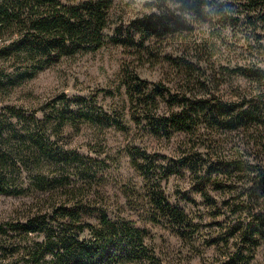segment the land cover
<instances>
[{
	"label": "rangeland",
	"instance_id": "374dc122",
	"mask_svg": "<svg viewBox=\"0 0 264 264\" xmlns=\"http://www.w3.org/2000/svg\"><path fill=\"white\" fill-rule=\"evenodd\" d=\"M163 1L113 0L101 48L64 56L33 74L21 57L0 58V73L18 76L0 88V110L9 107L36 111L41 117L51 113L53 107L62 109L65 101L71 100L75 118L67 119L63 126L53 123L51 137L59 149L67 151V163L42 161L39 165L56 188L67 189L56 201L96 204L106 209L111 218L132 221L147 231L149 244L162 264H232L241 246L231 234L232 220L225 213L239 202V193L250 179L257 178L255 165L264 164V124L250 123L237 130L213 128L203 137L183 132H174L169 138L156 137L130 120L123 82L137 75L148 82H160L172 92L188 89L183 81L184 71L176 64L181 58L198 63L210 80L209 93L227 103H240L249 95L264 98V0H254L251 20H241L234 32L222 36L219 33L223 23L218 22L221 19L211 9L206 11L214 26L201 22L187 8L182 10L177 4ZM251 3L235 0L233 11L244 15ZM168 20L172 25L170 33L140 40L139 34L130 31L134 42L126 41L129 26L164 25ZM174 20L181 21V26L174 25ZM238 67L261 69L263 76L257 82L231 72ZM194 75L199 78V72ZM74 98L80 101L73 102ZM91 102L97 111L110 115L109 123L88 122L81 116ZM159 109L161 115L169 111L163 102ZM203 145L210 147L208 157L228 163L244 161L252 165L251 172L212 175L213 185H208L207 195L202 196L194 189V178L185 169L180 174L151 178L131 164L130 153L137 148L155 156L157 167L166 168L173 167L182 157L195 155ZM76 154L83 159H77ZM23 165L19 171L24 178L32 166ZM153 179H160L170 202L184 208L198 223L190 241L179 238L168 226L146 221L145 195ZM38 196L0 194V223L21 218L29 207L39 205L42 198ZM186 197L194 202H188ZM259 202L264 206V196ZM87 220L96 224L94 217ZM249 264H264V238Z\"/></svg>",
	"mask_w": 264,
	"mask_h": 264
},
{
	"label": "trees",
	"instance_id": "16d2710c",
	"mask_svg": "<svg viewBox=\"0 0 264 264\" xmlns=\"http://www.w3.org/2000/svg\"><path fill=\"white\" fill-rule=\"evenodd\" d=\"M234 1L165 0L163 4L169 2L179 5L182 10L187 8L201 22L214 26L206 11L211 9L212 14L221 19L218 22L223 23L219 33L222 36V33L234 32L241 20L253 18L250 13L255 11L252 8L256 4L254 0H248L253 3L244 15L233 11ZM112 2L0 0V58L21 57L32 68L33 74L64 56L96 51L106 40L104 31L109 24ZM181 24L174 20V25ZM128 28L126 41L131 43L134 37L130 31L144 40L156 34L170 33L172 25L168 20L164 25L139 23ZM179 60L176 64L184 71L183 81L188 89L172 92L160 82H148L137 75L124 80L128 115L134 125L143 127L153 136L169 138L174 132L203 137L213 128L237 130L250 123L264 124V98L249 95L240 103H227L209 93L210 80L198 63ZM196 72H199V78L195 79ZM231 72L257 82L263 76L258 68L238 67ZM17 77L0 73V88ZM65 102L62 109L53 107L51 113L41 117L36 111L24 112L9 107L0 110V194L37 193L39 199L42 198L39 205L29 207L21 218L0 223V264H162L149 244L147 231L132 221L111 218L106 209L96 204L56 201L59 194L67 193V189L56 188L39 165L42 161L46 164L67 163V151L59 149L51 140L55 122L63 126L67 119L75 118L71 100ZM161 102L169 108L167 114L159 113ZM81 116L88 122H110V115L97 111L93 102L85 107ZM200 148L195 155L182 157L173 167L166 168L157 167L155 156L137 148L130 153L131 164L151 178L180 174V170L185 169L193 176V187L202 196L207 195V186L213 185L212 175L226 176L233 171L246 173L252 170V165L244 161L228 163L211 158L208 157L210 147L203 145ZM77 159L83 158L77 156ZM139 160L144 164L140 165ZM23 164L32 166L24 178L19 171ZM255 166L257 178L250 179L249 185L239 193V202L228 207L225 213V217L232 220L231 234L241 246L232 264H249L260 239L264 238V206L259 202L264 196V164ZM153 180L145 195L146 221L168 226L179 238L190 241L197 232L198 223L184 208L170 202L160 179ZM186 198L188 202H194ZM93 217L96 224L87 220Z\"/></svg>",
	"mask_w": 264,
	"mask_h": 264
}]
</instances>
